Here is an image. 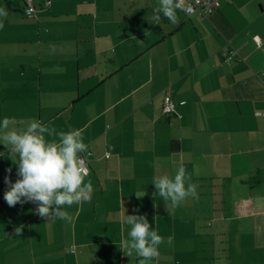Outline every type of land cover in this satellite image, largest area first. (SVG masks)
I'll list each match as a JSON object with an SVG mask.
<instances>
[{"label":"crops","instance_id":"crops-1","mask_svg":"<svg viewBox=\"0 0 264 264\" xmlns=\"http://www.w3.org/2000/svg\"><path fill=\"white\" fill-rule=\"evenodd\" d=\"M218 2L174 24L158 0H0V122L80 130L93 187L67 221L10 207L0 145V264H138L125 215L165 238L149 264H264V0ZM180 166L199 199L172 209L152 181Z\"/></svg>","mask_w":264,"mask_h":264},{"label":"clouds","instance_id":"clouds-1","mask_svg":"<svg viewBox=\"0 0 264 264\" xmlns=\"http://www.w3.org/2000/svg\"><path fill=\"white\" fill-rule=\"evenodd\" d=\"M178 8H181L180 0H158L153 8L152 18L158 23L163 16L175 24L178 22ZM6 15L0 9V17ZM3 26L0 22V28ZM13 123L8 117L0 122V129L6 130L0 134V145L16 159L18 176L14 183L5 178L8 190L4 193V201L10 207L18 203H35L36 214L48 221L70 220L71 217L63 206L86 201L93 191L91 182H84L89 170L79 155L87 151L81 131L57 132L55 128L36 120L31 121L25 130H8ZM45 133H48L47 140ZM110 155V152H105L106 157ZM152 184L155 186L153 195H158L172 209L188 197L199 199V185L191 182V177L186 174L183 166L176 169L174 177L167 174L158 176L153 179ZM124 223L129 226V230L127 238H122L120 244L126 255L132 257L135 254L138 264H149L157 258L159 245L165 243V238L152 229L146 217L125 215ZM21 231L22 227H17L16 235H20ZM172 241L173 237L168 236L167 243L170 245Z\"/></svg>","mask_w":264,"mask_h":264},{"label":"built area","instance_id":"built-area-1","mask_svg":"<svg viewBox=\"0 0 264 264\" xmlns=\"http://www.w3.org/2000/svg\"><path fill=\"white\" fill-rule=\"evenodd\" d=\"M29 1L31 2V0ZM180 3L186 15H190L192 13L197 12L203 17L209 16L213 12V10L219 6L218 0H180ZM223 54H225V52ZM172 110H173V102L169 96H166L163 104V112L169 113ZM256 115L264 116V112L256 113ZM84 162L86 164L85 159Z\"/></svg>","mask_w":264,"mask_h":264}]
</instances>
